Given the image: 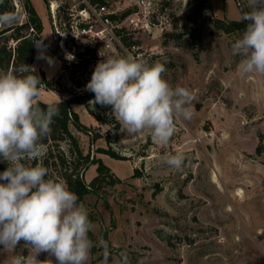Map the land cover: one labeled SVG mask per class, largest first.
<instances>
[{
  "label": "rangeland",
  "instance_id": "374dc122",
  "mask_svg": "<svg viewBox=\"0 0 264 264\" xmlns=\"http://www.w3.org/2000/svg\"><path fill=\"white\" fill-rule=\"evenodd\" d=\"M22 1L14 0L20 24L26 21ZM106 2L109 12L118 16L112 22L115 35L118 28L132 33L138 27L132 35L135 48L128 50L93 20V34L83 44L96 46L103 60L131 54L149 64L160 62L166 68L163 78L171 86L191 91L192 116L177 117L174 135L161 146L154 143L149 130L124 131L111 106L73 105L89 129L82 133L72 128L83 154L101 159L114 176L80 203L92 219L87 264H264V151L257 153L261 141L264 145V75L240 70L242 57L233 55L232 44L243 32L226 33L213 23L217 19L241 22L249 10L248 0H209L208 8L193 23L194 36L180 39L170 34L183 31L184 18L196 0ZM32 4L43 25L32 67L50 81V86L39 88L37 100L54 103L73 96L93 97L86 85L97 63L83 69L75 63L78 50H83L81 41L60 48L54 40L57 33L51 13L54 6L57 24H62L66 13L83 8V1L32 0ZM128 10L131 14L120 19ZM10 35L0 37V47L14 51L17 42ZM38 53L44 58L37 59ZM89 55L93 58L96 53ZM60 146L53 145V158L45 147L40 158H50V178L62 174L53 165L58 161L55 157L64 154L69 163L73 161L68 143ZM98 149L125 159H113ZM177 153L184 156L179 170L166 163L169 155ZM96 169V165L80 166L87 184L96 177ZM114 178L120 181L113 183ZM34 256L24 242L13 249L0 248V264H11L14 257L27 264ZM37 259L40 264H55L44 252Z\"/></svg>",
  "mask_w": 264,
  "mask_h": 264
},
{
  "label": "clouds",
  "instance_id": "9594fccd",
  "mask_svg": "<svg viewBox=\"0 0 264 264\" xmlns=\"http://www.w3.org/2000/svg\"><path fill=\"white\" fill-rule=\"evenodd\" d=\"M248 9L241 16V22L247 21L245 30L232 44V53L242 57L243 73L264 75V0H248ZM15 19L11 13L2 14L0 26ZM42 58L38 53L37 59ZM19 72H0V162L7 163L0 172V248L24 242L36 253L27 264H40L41 252L55 264H87L92 247L87 209L77 203L78 196L65 181L49 177L42 163L23 162L43 156L42 140L50 134L59 109L49 105L45 111L36 104L41 80L35 68L25 64ZM165 72L160 62L149 64L131 54L108 57L97 63L86 85L95 97L89 104L111 106L124 131L149 130L154 143L167 145L176 118H191L193 96L186 87L171 86L163 78ZM166 163L179 170L184 156L169 155ZM11 264H23L22 258L14 257Z\"/></svg>",
  "mask_w": 264,
  "mask_h": 264
},
{
  "label": "trees",
  "instance_id": "16d2710c",
  "mask_svg": "<svg viewBox=\"0 0 264 264\" xmlns=\"http://www.w3.org/2000/svg\"><path fill=\"white\" fill-rule=\"evenodd\" d=\"M92 4L97 5H107L106 0H91ZM209 0H196V5L193 11L186 15L183 22V31L177 34H170L171 37H176L177 39L183 38L187 35L194 36L193 32V23L198 19L201 13L208 8ZM22 5L24 8V14L26 16L25 23H19V13L16 14V5L14 0H0V15L5 13H11L17 17L14 21L8 24H4L0 26V37H3L7 33H11L9 36L12 40L17 42V46L15 50L8 49L7 46L0 47V68L4 69L5 72L13 71L15 74L19 75L20 68L22 65H29L32 67L35 58H36V42L41 39V34L43 32V25L41 19L32 4V0H23ZM131 14V10L124 12L120 19H126L128 15ZM118 18L117 15L112 14L110 19L112 22ZM62 20V19H61ZM70 17L69 13L65 14L64 20L62 23L66 22L69 23ZM214 25L218 28L223 30L226 33H232L235 31L244 32L246 23L240 21H230L225 22L222 20H214ZM116 37L119 38L120 42L127 46L128 50L131 49L134 45L132 42V34L127 32L123 28H118ZM116 33V32H115ZM121 43V44H122ZM85 52L81 53L80 49L77 53L80 62L77 65L81 66L82 69L86 68L88 65L91 64L90 59L84 58L86 53H89L91 50L88 47H85ZM56 54L59 56V52L56 50ZM36 75L39 76L35 72ZM41 86H50V81L46 78L44 73L40 74ZM81 83H77V87H82ZM94 97V96H93ZM91 95H80V96H73L67 99H61L59 102L54 103H44L36 98V104L42 109L47 110L49 105L57 106L59 109V114L53 117V122L51 124V132L47 135L43 140L42 143L47 147L48 153L50 158H53V145L57 148L61 149L60 143L67 142L71 156L73 157V161L69 163L68 158L62 154L58 158V161H54V167L60 168L62 170L61 177L63 181H65L69 187V189L74 192L78 196L77 203L80 204L86 196L89 194L95 193L98 186L105 181L108 177H114L110 168L104 164L101 159L91 158V154H83V151L80 147L78 137L74 135L72 132V128L76 130L86 133L88 132L87 126L82 124L80 121L79 115L73 110V105H83L88 107V102L91 98ZM100 120V119H98ZM264 151V145L262 141L260 142L257 153L260 155ZM98 153L109 155L113 159L116 160H124L125 158L115 154L111 150L106 149H98ZM48 156L45 157L43 160H25L23 161L25 164L35 166L37 163H42L44 167L48 170L50 169V158ZM70 164L72 166H70ZM97 166V175L96 177L87 184L84 179V175L80 172V166ZM7 168L6 162H0V172H3ZM135 173L137 174L138 171L136 170ZM134 174V175H136ZM58 178V179H60ZM118 178H114L112 180L113 183L119 182ZM92 224V219L89 218ZM88 237L92 239V233L89 231ZM28 248H31L28 246Z\"/></svg>",
  "mask_w": 264,
  "mask_h": 264
},
{
  "label": "built area",
  "instance_id": "2783aa9c",
  "mask_svg": "<svg viewBox=\"0 0 264 264\" xmlns=\"http://www.w3.org/2000/svg\"><path fill=\"white\" fill-rule=\"evenodd\" d=\"M83 1V8L76 13L72 12L69 13L70 21L69 23H62L57 24V10L54 9V6L51 7V13L52 18L54 21V29L56 31V35L54 36V40L59 42V46L62 50H64V47H67L66 44L71 42L78 43V41H81L83 50H80L81 53L85 52V47H88L91 51L89 53H86L84 58L90 59L91 62L98 63L102 61V56L99 54V49L96 48V46L92 45H85L83 44V40L88 39L89 35L93 34V28L94 23H92V20L94 22L100 23L105 30L109 29V32L111 34V37H113L115 40L118 41V38H116V35L114 33V26L112 25V20L110 19V16L112 15L107 5H97L92 4L87 0ZM142 5L146 7L145 1L142 2ZM119 25H116L115 27H118ZM138 27L135 26L132 30V35L136 34ZM132 39L136 40V36H133ZM135 48V45H134ZM75 49V47H74ZM95 52L96 56H93V58L90 57L91 52ZM77 55V54H76ZM80 62V59L77 56L76 64Z\"/></svg>",
  "mask_w": 264,
  "mask_h": 264
}]
</instances>
